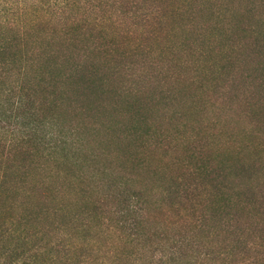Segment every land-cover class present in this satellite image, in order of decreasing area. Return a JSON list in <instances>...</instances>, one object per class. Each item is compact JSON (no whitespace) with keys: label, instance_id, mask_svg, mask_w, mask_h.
Segmentation results:
<instances>
[{"label":"trees","instance_id":"1","mask_svg":"<svg viewBox=\"0 0 264 264\" xmlns=\"http://www.w3.org/2000/svg\"><path fill=\"white\" fill-rule=\"evenodd\" d=\"M27 1L48 18L26 21ZM175 1L0 0V264H264V137L250 139H261L259 120L239 140L221 113L208 126L185 109L150 124L139 100L126 102L132 122L109 125L134 150H118L122 166L84 136L99 97L112 96L119 116L114 97H145L160 82L169 87L152 102L164 111L183 78L199 85L196 111L198 97L229 95L218 80L233 55L192 76L177 71L181 50L150 45L170 22L193 25Z\"/></svg>","mask_w":264,"mask_h":264},{"label":"rangeland","instance_id":"2","mask_svg":"<svg viewBox=\"0 0 264 264\" xmlns=\"http://www.w3.org/2000/svg\"><path fill=\"white\" fill-rule=\"evenodd\" d=\"M182 2L184 8L188 11V17L192 18L193 25L189 28L187 26L186 28L179 27L178 30L174 31V28H172L173 23L170 22L166 30L162 31V34H159L161 35L159 39L154 36V38L149 40L150 45L154 50H158L166 44L181 50L176 55L182 62L177 71L193 74L192 76H195L196 73H199L202 68H205L210 63L217 72V70L222 68L220 60L222 61L225 56L231 57L233 55L236 62L234 67L226 68L225 72L227 76L225 77L224 74H220L218 80L222 86V91L230 93L228 96L221 95L222 98L214 96L213 93L207 94V100L209 98V100L217 101L215 105L212 102H205V95L196 98L199 105V110L196 111L190 108V101L197 96V86L199 85L188 83L186 78H183L174 84L175 93H179L182 96L179 97L174 106L164 111L165 107L160 105L155 107L152 102L154 99H158L162 90H166L169 87V84H162L160 82L159 85H156V89L152 94L145 97H132L130 99L121 95L114 97L113 103L122 104L119 106V116L116 115L117 111L110 106L112 96H108L105 102L103 101L104 97L97 98L95 103H90L93 107V112L87 115L84 136L89 140L91 139V144L89 145L91 147H96L97 143L102 142L106 149L113 154L110 159L111 161H116L115 165H124V162L118 157V150L126 149L128 150L127 152H134L133 149L128 148V142L123 139L120 140L117 137L115 130L118 127L109 129L110 123L116 125L118 122L123 124L132 122L130 115H120L126 102L132 103L139 100L141 105L140 116L149 118L150 124L159 123L163 116L169 117L173 112L185 109L191 113L195 111L198 115L202 114L204 126L210 124L208 121L215 113H221L220 127L228 128L232 134H236L235 138L239 140L242 138L243 132L250 131L256 126L253 119L254 121L255 119L259 120L260 123L258 125H262L264 128V1L177 0L175 1V6L181 7ZM166 5L172 9L175 7L170 3H166ZM23 8L25 10L24 19L26 21L30 22L34 18H36L35 20L48 18L43 13L37 14V8H32L30 1L25 2ZM169 20L171 21V19ZM51 22L56 24L55 19ZM178 23L180 24L181 21ZM130 37L134 38L137 36L133 35ZM236 45L239 46L233 48ZM196 62L199 64L197 71H195L194 65ZM165 68H168V65H165ZM210 76L212 75L207 74L205 77L207 80H211L213 77ZM151 88L154 89L155 85L151 86ZM93 98H87L88 100L84 101L85 104L89 105L90 100ZM98 101H100L99 104ZM248 103L256 106L252 112L254 115L247 116ZM219 106L220 111L218 109ZM91 122H96L97 125L95 126L99 127L97 131L93 132L91 130ZM258 136L261 139L254 138V136L250 139L262 140L264 131L262 134L259 133ZM219 138L224 143V135L220 134ZM225 151L224 149H217L221 158H224V156H231L234 160L238 158V155L233 150H227L226 153ZM160 158L161 155L158 153L153 155L152 168L161 165ZM103 163L110 164L112 162L107 159ZM126 165L130 164L126 163ZM150 173V171H141L140 177L148 179L149 175H151ZM151 184L149 183V185Z\"/></svg>","mask_w":264,"mask_h":264}]
</instances>
